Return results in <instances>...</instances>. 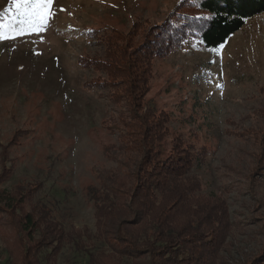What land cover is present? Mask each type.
Wrapping results in <instances>:
<instances>
[{
    "label": "rangeland",
    "instance_id": "rangeland-1",
    "mask_svg": "<svg viewBox=\"0 0 264 264\" xmlns=\"http://www.w3.org/2000/svg\"><path fill=\"white\" fill-rule=\"evenodd\" d=\"M182 1L54 0L44 30L17 33L14 0H0L8 37L0 39V169H12L3 186L38 187L37 199L67 229L96 232L87 189L114 165L104 152L116 140L108 125L125 110L111 102L106 72L92 61L114 35L141 47ZM153 77L147 98L169 112L174 134L211 152L195 172L205 193L227 201L233 228L223 264H242L248 254L254 261L264 243V12L219 49L192 40L156 58ZM4 248L0 239V264ZM86 260L68 247L58 256V264Z\"/></svg>",
    "mask_w": 264,
    "mask_h": 264
},
{
    "label": "trees",
    "instance_id": "trees-1",
    "mask_svg": "<svg viewBox=\"0 0 264 264\" xmlns=\"http://www.w3.org/2000/svg\"><path fill=\"white\" fill-rule=\"evenodd\" d=\"M263 12L264 0H183L141 47L109 37L104 57L92 63L106 72L111 102L123 104L125 112L108 125L116 140L104 152L114 165L103 168L98 183L87 189L96 232L67 229L37 199L38 187L8 190L3 184L12 169L2 164L0 239L5 264H58L66 247L85 256L86 264H223L233 228L227 201L205 193L195 172L211 152L183 133L174 134L169 112L147 96L156 58L192 40L219 49L248 19ZM5 21L0 15V31ZM6 150L1 163L8 161ZM29 202L31 209L26 210ZM250 256L242 264H264V243L254 261Z\"/></svg>",
    "mask_w": 264,
    "mask_h": 264
},
{
    "label": "snow or ice",
    "instance_id": "snow-or-ice-1",
    "mask_svg": "<svg viewBox=\"0 0 264 264\" xmlns=\"http://www.w3.org/2000/svg\"><path fill=\"white\" fill-rule=\"evenodd\" d=\"M53 4L54 0H14L15 11L18 13L16 24L19 27L12 26L13 30L17 33H38L44 30L55 15ZM5 38L8 37L0 33V39Z\"/></svg>",
    "mask_w": 264,
    "mask_h": 264
}]
</instances>
